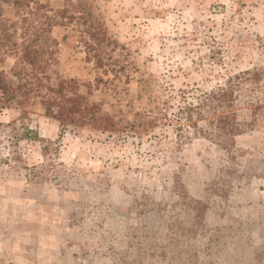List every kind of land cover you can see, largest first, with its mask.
<instances>
[{"label": "rangeland", "instance_id": "374dc122", "mask_svg": "<svg viewBox=\"0 0 264 264\" xmlns=\"http://www.w3.org/2000/svg\"><path fill=\"white\" fill-rule=\"evenodd\" d=\"M28 45L117 134L0 92V264H264V0H0L17 94Z\"/></svg>", "mask_w": 264, "mask_h": 264}, {"label": "trees", "instance_id": "16d2710c", "mask_svg": "<svg viewBox=\"0 0 264 264\" xmlns=\"http://www.w3.org/2000/svg\"><path fill=\"white\" fill-rule=\"evenodd\" d=\"M20 4V2H19ZM92 39L99 41L100 36L98 34L92 33ZM42 48H32V46H25L23 48V57L22 62L28 64V70L24 72L23 77L20 76L21 85H19L21 92L17 94L15 90H11L10 86L4 83L0 79V92L1 97L6 102L17 101L21 106L20 116L9 125L12 128V135L16 139L36 141L39 139V134L36 129L31 127V112L28 108V105L32 103L34 106H42V109L45 112L46 116L51 118H57L61 122L63 128H68L69 125L78 123L80 120L83 121L82 124L91 125L94 129H102V132L105 133L110 131V135L117 134V131L114 130L115 126L111 120H108L107 117L95 114V110L91 107L84 106L83 97L80 96L74 89L75 87L71 84L72 81H60L55 84L49 85L51 78L45 76V67L40 62V56L42 53ZM261 73H253L251 71L243 72L237 74L238 80L244 82V80L249 79L252 75H259L264 77V71H259ZM46 80V81H45ZM232 76L229 78V84L225 88L219 89L218 92L211 93L209 96L213 97L215 100H218L222 103H231L234 101V87L230 82H232ZM239 82V86H240ZM18 87V88H19ZM14 91V94H13ZM67 93H73L68 95ZM19 96H26L24 100H18ZM39 99V102H37ZM29 102L26 107H23L22 104ZM191 123L193 120H191ZM237 117L232 114H218L212 122L211 126L219 131V133L228 135L231 132H234L239 125L237 123ZM99 125V126H98ZM197 127V124H194ZM112 137V136H111Z\"/></svg>", "mask_w": 264, "mask_h": 264}]
</instances>
